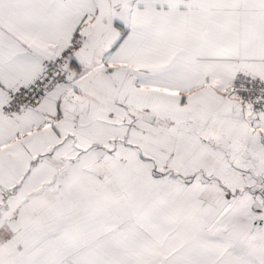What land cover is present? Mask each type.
Returning <instances> with one entry per match:
<instances>
[{
	"label": "snow or ice",
	"instance_id": "obj_1",
	"mask_svg": "<svg viewBox=\"0 0 264 264\" xmlns=\"http://www.w3.org/2000/svg\"><path fill=\"white\" fill-rule=\"evenodd\" d=\"M0 264H264V0H0Z\"/></svg>",
	"mask_w": 264,
	"mask_h": 264
}]
</instances>
